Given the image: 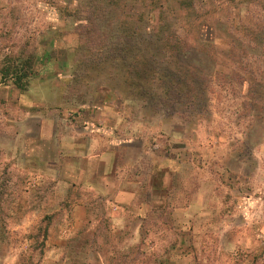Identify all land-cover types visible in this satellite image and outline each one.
Masks as SVG:
<instances>
[{"label":"rangeland","instance_id":"1","mask_svg":"<svg viewBox=\"0 0 264 264\" xmlns=\"http://www.w3.org/2000/svg\"><path fill=\"white\" fill-rule=\"evenodd\" d=\"M185 1H131L154 64L207 77L173 102L75 74L71 0H0V68L37 59L0 78V264H264V0Z\"/></svg>","mask_w":264,"mask_h":264},{"label":"trees","instance_id":"2","mask_svg":"<svg viewBox=\"0 0 264 264\" xmlns=\"http://www.w3.org/2000/svg\"><path fill=\"white\" fill-rule=\"evenodd\" d=\"M71 1L74 5L69 10L68 16L72 17L73 32L78 37V45L74 50L72 61L75 74L82 70H98L102 66H108L119 70L125 81L124 84L134 91L142 90L144 83L153 86L154 90L162 87L163 100L171 99L175 102L173 96L178 93H182L191 101L196 98L201 99V96L205 95L208 80L201 68L187 60L182 62H185L188 68H193L192 70L185 68L181 72L174 67L163 72L164 69L162 71L160 66H156L153 57L150 58L147 54L152 40L147 41L149 45L146 43L143 51L140 46L142 43H139V31L132 22L133 19L138 20L135 13H139L138 10H133L132 0ZM150 4L155 3L150 1ZM178 4L182 10L188 7L185 0H178ZM151 13L154 14V11ZM153 16L150 15V21ZM142 17L141 11L139 19ZM161 20L160 13H157L155 24H158V32L164 26ZM171 42H167L169 48L174 43L178 44L176 40L172 44ZM176 53L171 51L169 57L175 56ZM36 63L35 54L25 44L16 55L5 59L0 68V78L3 82H11L17 91L26 92L29 80L36 72ZM78 78L77 75L73 76L75 85L79 81ZM142 98L148 99L146 91L143 92ZM44 233L46 234V231Z\"/></svg>","mask_w":264,"mask_h":264}]
</instances>
